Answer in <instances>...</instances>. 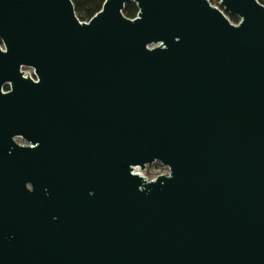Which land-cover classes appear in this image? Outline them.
<instances>
[{"label":"water","instance_id":"1","mask_svg":"<svg viewBox=\"0 0 264 264\" xmlns=\"http://www.w3.org/2000/svg\"><path fill=\"white\" fill-rule=\"evenodd\" d=\"M0 264H264V4L0 0Z\"/></svg>","mask_w":264,"mask_h":264},{"label":"trees","instance_id":"2","mask_svg":"<svg viewBox=\"0 0 264 264\" xmlns=\"http://www.w3.org/2000/svg\"><path fill=\"white\" fill-rule=\"evenodd\" d=\"M104 0H72L75 13L80 20H88L95 12H97ZM212 1V0H211ZM264 4V0H259ZM213 2L217 3V0H213ZM138 8L134 2L127 3L123 8V13L127 17H134ZM228 16L237 21L238 17L232 14H228Z\"/></svg>","mask_w":264,"mask_h":264},{"label":"rangeland","instance_id":"3","mask_svg":"<svg viewBox=\"0 0 264 264\" xmlns=\"http://www.w3.org/2000/svg\"><path fill=\"white\" fill-rule=\"evenodd\" d=\"M210 2L212 3V4H215V5H217V3H215V2H213V0L211 1L210 0ZM226 15L228 16V13H226ZM228 18H229V20L232 22V23H237V21H235V20H233V19H231L229 16H228ZM18 142H25L23 139H20V138H17L16 139ZM139 173H141V174H167L166 173V171H168L167 170V167L166 166H164V165H162V164H160L159 162H154V163H152V164H148V165H146L145 166V168L144 169H139V168H137L136 169Z\"/></svg>","mask_w":264,"mask_h":264},{"label":"built area","instance_id":"4","mask_svg":"<svg viewBox=\"0 0 264 264\" xmlns=\"http://www.w3.org/2000/svg\"><path fill=\"white\" fill-rule=\"evenodd\" d=\"M167 170H168V168H167ZM166 173H168V171H166Z\"/></svg>","mask_w":264,"mask_h":264},{"label":"flooded vegetation","instance_id":"5","mask_svg":"<svg viewBox=\"0 0 264 264\" xmlns=\"http://www.w3.org/2000/svg\"><path fill=\"white\" fill-rule=\"evenodd\" d=\"M5 89H6V87H4ZM23 143H25V142H23Z\"/></svg>","mask_w":264,"mask_h":264}]
</instances>
